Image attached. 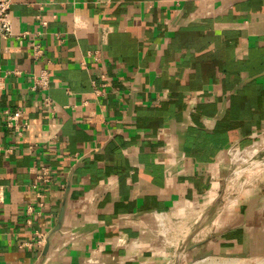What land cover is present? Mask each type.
Segmentation results:
<instances>
[{"label": "crops", "instance_id": "1", "mask_svg": "<svg viewBox=\"0 0 264 264\" xmlns=\"http://www.w3.org/2000/svg\"><path fill=\"white\" fill-rule=\"evenodd\" d=\"M10 13L0 264H261L264 176L232 170L264 157V0H10Z\"/></svg>", "mask_w": 264, "mask_h": 264}, {"label": "built area", "instance_id": "2", "mask_svg": "<svg viewBox=\"0 0 264 264\" xmlns=\"http://www.w3.org/2000/svg\"><path fill=\"white\" fill-rule=\"evenodd\" d=\"M17 34L14 30V24L11 19V13H10V0H0V41H5L7 38L10 37H16ZM33 53L32 57L37 58L41 55L42 50L39 48V44L33 43L32 46ZM33 89H38L41 91H44L48 88V76L45 71L39 73L38 75H33ZM43 105H45L47 108L53 110L54 106H52L49 103L48 98L44 99ZM20 117L19 111L11 112L9 110L4 111L3 113V124L5 128H10L13 130V132L19 137L22 135V127L17 124V120ZM247 160V159H246ZM244 161V164L246 166H243V169H237L239 168L234 167L232 170L233 175H237L239 179L241 180V184H245L247 179L254 180L257 177L264 176V157L259 162H252V161ZM48 173L47 170L41 169L40 174L38 175V179L42 182L48 181ZM250 179V180H251ZM46 240V237L44 234L37 233L35 237V244L34 246L40 247L44 244Z\"/></svg>", "mask_w": 264, "mask_h": 264}, {"label": "water", "instance_id": "3", "mask_svg": "<svg viewBox=\"0 0 264 264\" xmlns=\"http://www.w3.org/2000/svg\"><path fill=\"white\" fill-rule=\"evenodd\" d=\"M62 212L60 213V218H59V220H58V223H57V225L55 226V228H54V231H57L59 228H60V224H61V220H62ZM47 249H48V242H46L45 243V245H44V248H43V250H42V256H44L45 254H46V251H47Z\"/></svg>", "mask_w": 264, "mask_h": 264}, {"label": "rangeland", "instance_id": "4", "mask_svg": "<svg viewBox=\"0 0 264 264\" xmlns=\"http://www.w3.org/2000/svg\"><path fill=\"white\" fill-rule=\"evenodd\" d=\"M252 264H260V263L259 262L258 263H254V261H253ZM261 264H264V260L261 262Z\"/></svg>", "mask_w": 264, "mask_h": 264}]
</instances>
